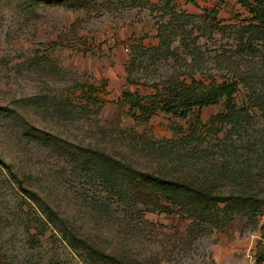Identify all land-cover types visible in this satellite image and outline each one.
Masks as SVG:
<instances>
[{
	"label": "rangeland",
	"instance_id": "374dc122",
	"mask_svg": "<svg viewBox=\"0 0 264 264\" xmlns=\"http://www.w3.org/2000/svg\"><path fill=\"white\" fill-rule=\"evenodd\" d=\"M193 80L237 93L187 118L128 102ZM0 156L117 255L72 246L0 162V264H264V200L134 171L264 199V25L236 0H0Z\"/></svg>",
	"mask_w": 264,
	"mask_h": 264
},
{
	"label": "trees",
	"instance_id": "16d2710c",
	"mask_svg": "<svg viewBox=\"0 0 264 264\" xmlns=\"http://www.w3.org/2000/svg\"><path fill=\"white\" fill-rule=\"evenodd\" d=\"M173 1V0H169ZM188 3H194L195 0H184ZM242 7H244L252 17L264 25V0H236ZM237 93V86L235 83H224L221 85H207L202 81L193 80L190 83H180L173 87H168L163 90L157 91L153 94L145 96L136 95L130 96L129 104L139 112V117L148 121L156 110H161L166 114H171L180 118H187L195 110H201L204 107L218 105L225 99L228 102L233 101ZM90 150L97 160L96 165L109 164L111 166H132L125 162L118 160L111 156L103 149L86 147ZM2 166L7 170L11 176L13 183L27 194V196L35 201L41 211L50 218L59 231L70 241L71 245L78 248H84L90 252L96 253L100 256L117 259L114 253L106 252L105 250L97 247L88 238L81 237L71 223L69 217L64 213L57 211L50 201L41 195L39 192L28 189L24 186L23 180L19 177L18 173L14 171L9 164H7L0 156ZM74 162L73 160L71 163ZM139 175L144 178L154 181L159 184H168L176 188H183L193 192L195 195L206 197L208 202L223 201L227 202L233 198L245 199L255 202H261L264 199L254 197L248 194L234 195L233 193H225L215 191L205 183H194L192 180L169 173L160 175L153 172L142 171L134 169ZM224 174V173H223Z\"/></svg>",
	"mask_w": 264,
	"mask_h": 264
}]
</instances>
